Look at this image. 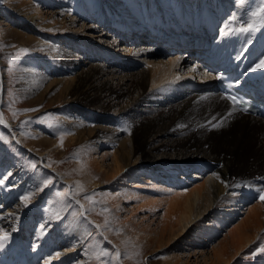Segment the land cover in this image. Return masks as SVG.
<instances>
[{
    "label": "bare ground",
    "instance_id": "bare-ground-1",
    "mask_svg": "<svg viewBox=\"0 0 264 264\" xmlns=\"http://www.w3.org/2000/svg\"><path fill=\"white\" fill-rule=\"evenodd\" d=\"M38 2L56 5L50 10L51 21L39 16L35 3L33 10L21 11V15L34 24L51 26L57 31L48 47L50 61L58 60L71 67L82 59L73 75L58 78L67 84L65 101H81L99 108L106 121L111 119L107 111L114 107L112 114L122 123L120 126L99 124L87 129L86 134H79V138L86 135L85 140L92 138V142L86 140L88 144L81 152L80 167L87 181L102 176L113 185L109 189L111 208L116 211L124 204L129 206L126 220L117 217L119 221L122 219L120 226H127L129 241L156 244L157 249L168 247L177 239L183 240L181 244L205 243L240 211L243 216L210 248L203 264H264V120L238 111L214 91L212 81H206L214 73L205 71L197 55L181 51L179 43L157 48L159 53H166L163 59L148 57L154 50L152 43L159 44L153 40L173 43L171 39L180 35L185 40L206 44L213 51L236 54L253 51L255 57L246 74L264 76L261 65L264 0ZM55 15L61 16L62 21L56 22ZM97 23L104 24L103 29H97ZM242 28L252 30L241 31ZM47 38L51 39V34ZM60 38L67 39L66 46H59ZM139 38L147 44L136 45ZM121 40L134 47L117 48ZM83 52L89 57L82 58ZM130 57L139 58L143 66L135 72L120 74L132 65L134 59ZM36 72L39 71H28L33 86L40 84ZM193 76L198 83L188 81L194 80ZM2 85L0 82V92ZM140 104L148 111L140 110ZM80 116L66 122L64 119L63 124L83 130ZM0 119L3 120L0 124L13 133L1 112ZM124 126L132 129L130 136L123 135ZM105 132L108 134L100 138ZM59 133H63V140L73 137L67 129ZM105 137L117 143L110 146L108 164L104 157L109 153L99 151L102 143L107 144ZM52 144L56 146L59 142ZM45 152H34L43 167H46ZM191 167L197 170L188 171ZM0 169V179L4 181L0 184V264H96L89 255L93 251L87 248V252L86 246L97 235H104L105 241L114 245L112 264L123 263V247L109 241L107 231L85 212V200L70 194L74 210L78 211L75 221L64 212L65 206L52 200L44 202L48 207L43 202L35 203L38 198L29 203L20 199L11 204L18 193L32 190L23 189L24 182L21 185L9 169L7 172L4 166ZM47 169L42 170H50L55 180L70 187L75 185V181L66 179L54 168ZM3 171L6 173L2 174ZM139 174L146 177L138 181ZM161 209L159 219L151 227L149 217L156 216ZM117 251L120 256L116 255ZM169 260L171 264H183L179 255Z\"/></svg>",
    "mask_w": 264,
    "mask_h": 264
},
{
    "label": "rangeland",
    "instance_id": "rangeland-1",
    "mask_svg": "<svg viewBox=\"0 0 264 264\" xmlns=\"http://www.w3.org/2000/svg\"><path fill=\"white\" fill-rule=\"evenodd\" d=\"M34 3L38 5L37 9L39 16L51 21L50 18L52 13L50 10L56 8V5H53L52 3L38 2V0H0V68L2 71L0 74V82L3 83V87H1L2 92H0V112L3 115V118L11 124V127L14 130L13 134L7 129V127L0 124V168L4 166V171L9 169L16 177V180L21 181V185H23L24 182L23 189L28 188L33 191H28L26 194L18 193L15 196L16 199L11 204H16L20 199L26 203L23 200V197L26 195L30 196L31 194L27 203L33 202L35 198H38L35 200V203L43 202V205L48 207L47 202H44L46 200L51 202L52 200V203L65 206L63 207L64 212L70 216L69 218L71 221H75V214L77 215L78 211L76 209L74 210L75 206L71 201L72 199L69 197L70 194L76 195L78 198L85 200V212H88L92 219L107 231V239H109V241H115L119 243V245L121 244L124 249L122 264H171L169 259L178 255L181 257L183 264H203L204 258H207L209 255L210 248L218 240L222 239L224 233L226 234L227 230L243 216V213L239 211L230 222L222 227L223 229L221 231L212 236L211 241L209 240L205 243L197 242L191 244V242H185L181 244L180 242L183 240L177 239L170 243L168 247L157 249L156 244L150 246L145 245L143 241L139 243H136L133 239L129 241L131 237H129L127 226L125 224L120 226L122 224L120 223L122 219L120 221L118 220V218H123V220L128 218L127 216L129 213L127 211H129V206L127 205V208L126 204H124L122 205V208H119L120 210H116L119 212H116L115 209L111 208L112 206H109V204L111 205L109 198L111 191L109 189L110 186L113 185L104 180V177L102 178V176H97L98 178L94 176V179L91 178L92 180H88V182L83 174L84 171L81 170L80 167L83 161L82 157H80V155H82L81 152L87 146L86 144H88L86 143V140L92 142V138H87L85 140L84 138H86V135L83 136V138H79V134L81 133L84 135L87 133L86 131L91 130L93 126L99 124L120 126L122 123L115 119L114 114H112V112L115 111V109L113 110L114 107L107 111V115L112 120L110 119L109 121H106L101 116L102 113L99 111V108L93 107L92 105H85L81 101L80 103L65 101L66 94H68L65 90L67 88L65 85L67 84L64 85V83H62L63 81L61 82L58 78L73 75L75 70L79 67L82 59L79 58L77 62L78 65L71 67H67L64 63L61 64L62 62H59L58 60L53 62L50 61L47 54L48 51H50V42L53 41V35H58L57 31H53L54 29H52L51 26L46 27L38 25L37 23L34 24L21 15V11L33 10ZM55 16L56 17L54 18L56 22L62 21L61 16ZM87 22L92 23L90 21ZM96 25V28L99 30L104 27V24L100 26L97 23ZM108 33H112V31H109ZM50 34L51 39H48L47 36ZM67 36L68 35H64L63 37ZM66 40L67 39L65 38H60L57 43H59V46H66ZM119 42L120 44L117 48L123 46L124 48L125 46H129L130 48L134 47L133 44L124 42L123 40ZM153 42H159V44L152 43V45H154V50L148 54V57L163 59L166 54L163 56L162 53L158 52L157 48H160L164 42L158 40H153ZM47 44H49V46H47ZM137 44L138 46L145 45L147 44V41L139 38L136 40V45ZM101 45L104 46L106 44L102 43ZM124 48H119L118 50H124ZM121 56L127 58L123 55ZM81 57L89 56L83 52ZM122 57L119 58L121 59ZM130 58L134 59L132 65L127 69H124L120 74H123L124 72H135L143 66V62L140 61L139 58ZM100 61H104V59L101 58ZM33 69L40 72H36L37 77L40 79V84L37 86H33L28 77V71H32ZM42 78H44V80ZM193 79L194 80L188 79V81L196 82L194 76ZM57 82H59V84ZM139 108L142 111H148L147 109H143V104H140ZM82 110H86L87 113L82 114ZM79 115H81L80 117L83 119L82 121H84L83 130L80 128H73L71 124H68L69 127H66L63 124L64 119L65 122L71 121V119L74 117L76 118ZM125 127L126 126L122 127L123 135L130 136L132 134V129L130 128V130H128L129 127ZM65 129L70 131L73 137L71 136L72 138L68 137L61 141L63 133L60 134L59 131ZM107 134L108 133L105 132L101 133L99 136H101L100 138H104L103 135ZM15 138H17L19 142L15 141ZM106 139H108L105 140L107 144L102 143L99 147V151L110 154L112 149L110 146L116 145L117 143H112L109 138ZM52 141L53 143L55 141L59 142V145H53ZM126 143L129 144L128 137H126ZM43 151H46L43 155L45 166L47 168H54L62 175L64 174L63 177L67 176L66 179L75 181V185H71L73 188L70 187L69 184L67 185L64 181L59 182L58 180H55L53 173L50 170H42L47 168L39 164L38 156L34 152ZM109 154H106L108 156L105 155L104 157H107L106 161L104 159L106 164L111 161L110 158H108L111 157V154ZM190 163L193 165L195 164L194 161H191ZM194 170H197L196 167L188 169V171ZM4 171L2 174L7 172ZM139 175L141 176H137L138 181L141 180V177H146V174ZM95 179L98 180L96 181ZM197 179L198 178H195V180ZM195 180L189 179L191 182ZM123 181L124 179H122L121 182ZM90 182L92 183L90 184ZM55 183H57V185ZM105 197L106 199L108 198L107 200L109 201H107ZM250 203L251 201L246 202V205L248 206ZM73 210L76 211V213H74ZM162 210L163 209L159 210L156 216L152 215L149 217L151 220V227L155 226L154 224L159 219L158 215ZM116 213L119 215L116 216ZM136 223H138V220ZM10 224L11 226L13 225V223ZM86 230L87 229H85L84 232ZM185 237L187 236H183V238ZM105 238L104 235L93 236L90 238V242H88L89 246H86V249L91 248L93 251L89 255L92 258V261L96 264L113 263L112 256L115 253V247L112 242L111 244L113 247L110 243L106 242ZM89 249H87V252ZM193 251H196V258ZM116 255L120 256L118 251Z\"/></svg>",
    "mask_w": 264,
    "mask_h": 264
},
{
    "label": "snow or ice",
    "instance_id": "snow-or-ice-1",
    "mask_svg": "<svg viewBox=\"0 0 264 264\" xmlns=\"http://www.w3.org/2000/svg\"><path fill=\"white\" fill-rule=\"evenodd\" d=\"M262 11H264V9H262ZM255 15V14H254ZM252 30L251 28H242L241 31H250ZM261 65H264V61H261ZM230 99H232L235 102V98L234 97H230ZM0 123H3V120L0 119ZM63 140V138H61V141ZM62 146V143H61ZM4 181L2 179H0V184H2ZM30 199L29 195H26L23 197V200L27 203V201ZM262 199H264V196H262ZM107 254V253H105Z\"/></svg>",
    "mask_w": 264,
    "mask_h": 264
}]
</instances>
